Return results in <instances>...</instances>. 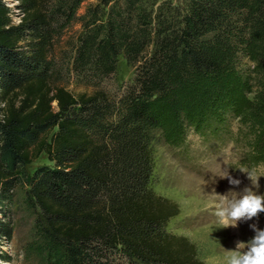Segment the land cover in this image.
Segmentation results:
<instances>
[{"label": "trees", "instance_id": "1", "mask_svg": "<svg viewBox=\"0 0 264 264\" xmlns=\"http://www.w3.org/2000/svg\"><path fill=\"white\" fill-rule=\"evenodd\" d=\"M19 1L14 24L0 0V206L25 179L46 264H203L166 231L179 208L150 188L153 145L230 111L250 119L249 160L264 159V80L252 100L244 91L264 74V0H96L78 19L72 71L94 84L122 56L135 69L118 98L57 82L53 39L85 0ZM41 154L52 165L27 176Z\"/></svg>", "mask_w": 264, "mask_h": 264}, {"label": "rangeland", "instance_id": "2", "mask_svg": "<svg viewBox=\"0 0 264 264\" xmlns=\"http://www.w3.org/2000/svg\"><path fill=\"white\" fill-rule=\"evenodd\" d=\"M4 1L13 23H19L23 16L20 1ZM168 1L182 9L188 2ZM52 2L50 0L48 4ZM95 4L96 0L81 3L75 19L54 37L50 57L54 62L55 76L59 78L58 84L74 95L102 90L109 97L118 98L133 84L135 69L122 56L118 58L115 72L94 84L84 83L72 71L74 46L82 32L78 19L89 5ZM252 67L253 63L248 59L239 61L238 68L242 73ZM251 77L252 87L248 91L244 89L246 98L250 100L255 97L256 86L262 83L264 74ZM249 122V118L243 122L228 111L216 118L215 124L203 126L198 132L190 127L185 140L179 144L174 145L159 138L153 145L150 188L155 194L175 202L179 208L178 215L168 222L166 231L193 243L197 247L198 259L203 264H225L228 256L225 250L234 249L237 241H247L254 235L250 224L256 223L264 229V213H260L258 219L239 222L237 228H218L214 215L217 198L212 194L213 190L220 195L230 189L239 191L259 177V191L264 193V159L261 158L254 165L249 160L251 143L254 141L253 127ZM41 165H52L44 154L24 165L23 171L29 176ZM224 167L228 168L230 175L241 180L239 187L233 189L227 179L219 177ZM248 172L252 173L251 181L247 177ZM28 190L23 179L12 189L8 201L0 206V264H46L42 239L35 236L40 211L28 203Z\"/></svg>", "mask_w": 264, "mask_h": 264}, {"label": "clouds", "instance_id": "3", "mask_svg": "<svg viewBox=\"0 0 264 264\" xmlns=\"http://www.w3.org/2000/svg\"><path fill=\"white\" fill-rule=\"evenodd\" d=\"M222 171L223 174L219 176L221 179H227L233 189L239 187L240 179L230 175L227 167ZM246 174L251 181L252 173ZM258 178L239 191L230 189L220 195L213 190L212 194L217 198L214 215L219 224L218 228H237L239 222L258 219L259 214L264 213V193L259 191ZM229 192L232 193L231 196L228 195ZM249 227L254 235L247 241H237L234 249L225 250L228 253L225 264H264V229L259 228L256 223Z\"/></svg>", "mask_w": 264, "mask_h": 264}]
</instances>
